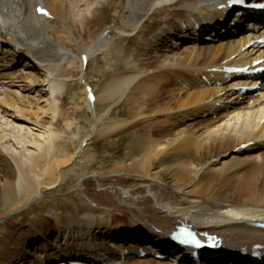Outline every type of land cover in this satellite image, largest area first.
Here are the masks:
<instances>
[{"label":"bare ground","instance_id":"1","mask_svg":"<svg viewBox=\"0 0 264 264\" xmlns=\"http://www.w3.org/2000/svg\"><path fill=\"white\" fill-rule=\"evenodd\" d=\"M227 1L0 0V264H264V229L254 226L264 221V76H250L264 66L251 65L264 58V0H245L237 13ZM39 5L48 17L35 14ZM104 17L85 45L68 25L85 30ZM157 20L162 25L143 49L146 70L112 78L96 96L89 87V102L90 59L115 38H138L145 22ZM245 66L247 74L224 72ZM176 70L213 88L202 90ZM73 77L96 124L109 115L111 106L97 111L106 95L120 101L130 93L156 104L173 79L180 97L169 89L175 106H156V134L128 144L125 173H76L74 187L61 193L63 169L84 157L91 137L71 154L58 142L56 96ZM123 120L113 124L131 121ZM120 176L130 185L106 184ZM52 196L67 204L57 206ZM40 213L52 223L37 219ZM179 221L216 235L221 246L195 255L180 249L168 238ZM9 222L19 225L7 232Z\"/></svg>","mask_w":264,"mask_h":264},{"label":"rangeland","instance_id":"2","mask_svg":"<svg viewBox=\"0 0 264 264\" xmlns=\"http://www.w3.org/2000/svg\"><path fill=\"white\" fill-rule=\"evenodd\" d=\"M105 20L106 18L104 17L102 20H96L93 23L89 22V25L86 24L85 30H81V28L77 24L72 25L70 21L68 22V25L72 27V31L73 33H75V36L79 37L78 39L82 43H84L87 38L89 39L92 37V35L95 33L94 31L99 29V25L105 22ZM153 22L144 23L145 28H148V33L144 28L145 31H143V33L145 32L146 34L144 33L140 35L143 38H140V36L138 37L142 39L143 42L142 40L140 41V39H138L135 35H123L119 38H115L110 41V44L108 43L106 45L107 47L105 46L102 51H100L90 59L86 68L87 71L85 73L88 85L92 89L95 96L97 94H101L102 91H104L103 88L106 87V83H109V80H111L112 78H121L122 76L131 75L132 73L137 71L142 72L146 70V68L142 66V58H144V55L142 54L144 52L143 49L149 47V37L147 35L152 34L153 31H156V29L160 28L162 25L161 22H159L158 20L156 22ZM172 23L175 22L173 21ZM155 27L157 28L154 30ZM145 40H147V43ZM61 41L62 44L73 49L74 51L76 50L75 52H78L80 50L78 49L80 45L75 46L71 42H65L64 40ZM144 43H146V45ZM205 43H211V41L208 40L205 41ZM143 68L144 70H142ZM175 72L179 73V75H177L178 77H185L192 83L195 82L197 84H201V86H199L198 88L202 90L213 88V86H202L204 85V81H207H203V77L199 78V80H196L195 77L191 76L190 74H185L184 72L181 73V71L178 70H176ZM174 87L179 88L175 85V81L173 79H170L168 81L166 87L165 85H163V87H161V95L158 96L157 100L159 102H156V104L155 102L152 103L149 97L133 96V99V97H131L132 94L130 93L126 94L125 97L122 98L120 101H117L118 95L116 94L110 95L111 98L106 95L105 99L108 98L107 101H105V103L103 104L101 103V105L98 104V109L102 111L106 107L111 106L109 115L107 118L101 117L102 121L100 120V123L96 124L94 123V121H92V116L89 110H87V104L86 102H84L85 94L83 91L82 84H80L75 77L62 83L61 89L59 90V93L56 96L58 100L57 108L59 113H57L56 115L57 120H55V123H53L54 128L63 134V138L61 139V141L58 142L64 144V146L68 149L69 153L71 154L76 150L79 145V142L84 137H87L89 135L91 137L90 140L86 142V145L83 147L85 153L83 155L84 157H81L80 160H75L76 162L74 161L72 165L63 169L66 170L68 173L67 178L65 180V185L61 188V193H65L66 191L74 187L77 179H79L80 177L91 175L109 176L111 174L113 175L116 173L119 175L125 173L126 171L120 166H122V163L124 162L125 156L127 154L126 147L137 137L140 138L146 135L153 136L156 134L155 126L153 123L156 120L161 119V117H159L157 114L153 115V112L157 111L156 106H163V104L165 103L170 104L169 106L171 108L175 106V103L173 102V100L171 102V98L168 94V91H170ZM173 92V94H175L173 96L176 97L175 99H178L180 97V94L176 91V89ZM137 114L138 117L136 116ZM140 116L142 118H140ZM132 117H135L134 121H132ZM128 118L131 121L125 126L117 128L113 124L116 121H124L123 119L128 120ZM152 124L154 127L152 126ZM94 126L96 132L97 130L98 132H93L94 134L91 135L92 128ZM107 126H110L111 130L102 134L99 130H103L102 128H105ZM70 168L72 169V171H68V169L70 170ZM122 169L124 171H122ZM76 173L77 177L79 176V178H76ZM115 177H112L111 181L107 180L106 184H109L110 182L115 185H130L129 181L127 179H124L125 177L120 176V179L117 178V180ZM51 199H54L55 204L59 207H62L67 204L64 197L52 196ZM73 201L79 202L77 198L73 199ZM38 207L40 208V206L37 205L33 206L34 209H37ZM155 209H157L156 206ZM37 219L42 220V222H47L48 224L52 223L51 218H45L41 213L40 215H38ZM18 225L13 222H9L5 225V231L10 232L13 229L17 228Z\"/></svg>","mask_w":264,"mask_h":264},{"label":"snow or ice","instance_id":"3","mask_svg":"<svg viewBox=\"0 0 264 264\" xmlns=\"http://www.w3.org/2000/svg\"><path fill=\"white\" fill-rule=\"evenodd\" d=\"M244 0H232V3H243ZM261 7H264V5H261ZM42 14H46L43 12V10H40ZM185 239H183L181 242L184 244H192L195 247H200V241L196 239L195 235L191 232H186L185 234Z\"/></svg>","mask_w":264,"mask_h":264},{"label":"crops","instance_id":"4","mask_svg":"<svg viewBox=\"0 0 264 264\" xmlns=\"http://www.w3.org/2000/svg\"><path fill=\"white\" fill-rule=\"evenodd\" d=\"M97 111L99 112L100 110L98 109V105H97ZM101 112V111H100Z\"/></svg>","mask_w":264,"mask_h":264}]
</instances>
